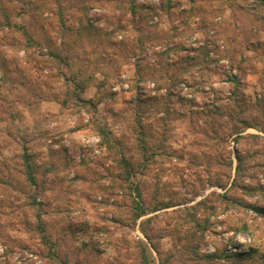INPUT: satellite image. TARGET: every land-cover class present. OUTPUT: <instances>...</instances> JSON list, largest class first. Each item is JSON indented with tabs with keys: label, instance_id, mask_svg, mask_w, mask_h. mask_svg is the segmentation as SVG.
I'll list each match as a JSON object with an SVG mask.
<instances>
[{
	"label": "rangeland",
	"instance_id": "obj_1",
	"mask_svg": "<svg viewBox=\"0 0 264 264\" xmlns=\"http://www.w3.org/2000/svg\"><path fill=\"white\" fill-rule=\"evenodd\" d=\"M213 1L194 48L157 1L0 0V264H264V1Z\"/></svg>",
	"mask_w": 264,
	"mask_h": 264
},
{
	"label": "crops",
	"instance_id": "obj_2",
	"mask_svg": "<svg viewBox=\"0 0 264 264\" xmlns=\"http://www.w3.org/2000/svg\"><path fill=\"white\" fill-rule=\"evenodd\" d=\"M147 1H148V2H146L147 4L152 3V0H147ZM170 1L172 2L171 3V12H170V10H167L164 14L163 11H159L160 9L158 10L159 13H161V15H159L160 21H158V23L156 24L159 27L158 30L168 32L170 28L178 29L181 32V34L179 33V36H181L180 40H185L186 37H190L189 40H187V42L190 43L189 45L193 46L194 48L197 47V44H198V41H199L200 35H201V28H200L201 19H206V21H208L209 18L211 16H213V11L217 10L216 9L217 6H215L213 4V2H214L213 0H212L211 4H208V2H210L208 0H206L204 2L202 0H170ZM138 3H140V2H138ZM137 5H139V4H137ZM150 5H152V4H150ZM223 5H226L228 7V9L230 10V12H233L234 9H237L239 11H243V10H246L249 8L248 10H251L253 7H255L256 0H226L225 4H223ZM175 12L177 13V15L178 14L179 15L185 14L187 16V18L190 17V18H193V20L192 19H191L192 21L188 20V24H187L186 22H184L182 20V18H179L175 21L173 20L174 21L173 26L171 24V26H169V28H166L165 22L167 20L168 21L170 20V18L167 16L170 14L173 15V13H175ZM215 16H216V18H215L214 22L218 26L221 25L224 27L223 22L225 21V25H226V18L224 21H222L223 18L221 16H219V15L217 16V14H214V17ZM165 18H167V19H165ZM184 27H185V31H187V30L189 31V35L182 32L183 30L181 28H184ZM223 27H221V28H223ZM221 31H224V30H221ZM234 37H236V38H234ZM231 38L233 39V41L237 42V43H233V44H236V46H239L240 41H243V39L240 38V35L232 36ZM218 39L222 43L228 44L227 39H229V38L219 35ZM184 47H186V46H184ZM189 54L194 56V53L192 51H190ZM168 57H171V55L167 56V59H169ZM177 57L178 58L181 57V54H177ZM245 59H246V57L244 56L243 60H245ZM125 68L127 71H125ZM136 72H137V68H136L135 63L132 62V63L125 64V66H123V70L120 72V75H119L120 78L118 80L120 82H126V84H128V86H129V82H135V80H137L138 77L136 75ZM117 83L114 86H116ZM97 92H98V89L95 90L93 95H89L88 97L90 99H94L97 95ZM112 92H113V95L115 98H117V99L119 98V100L129 101L131 94H132V89L129 86L128 89L122 90L121 93L115 92V91H112ZM97 105L101 106V105H104V103L99 102V103H97ZM51 106H52V104L44 103V101H43L39 105V110H40V112L51 113V114L59 113V110H62V104L61 103H59V106L55 107L54 109H49ZM32 112L33 111L30 109L28 112V115H29V118L31 119V124L33 125V129H34L33 132H36L38 135L39 134L38 133L39 132V130H38V123L39 122L37 121V118L35 117V115ZM62 118L65 119L64 117H62ZM54 123H56V122L49 123V125L52 124V126H50V127L53 128ZM57 131L61 132L60 129H57ZM81 132H84V134H85L87 131L74 132L73 135L75 137H79L81 135ZM47 134L52 135V136L55 135L54 138H56V132L55 131H53V132L50 131ZM47 134H46V136H48ZM57 135H59V133H57ZM60 137H61V135H60Z\"/></svg>",
	"mask_w": 264,
	"mask_h": 264
},
{
	"label": "trees",
	"instance_id": "obj_3",
	"mask_svg": "<svg viewBox=\"0 0 264 264\" xmlns=\"http://www.w3.org/2000/svg\"><path fill=\"white\" fill-rule=\"evenodd\" d=\"M257 2H262L264 0H256ZM171 1L170 0H159V4L157 5V8L159 11H167V10H171ZM264 6V5H263ZM129 11L134 15L136 16V14L138 13V11H140V9H138L137 7L135 6H130V9ZM159 11H157V13H152V15L149 16V20H150V23L153 24V20L154 18L159 17ZM161 15V13H160ZM155 25V24H154ZM255 138H257V136H254ZM235 138H237V140H240V139H244V136L243 134H238ZM245 155L244 154H240V153H237V161H238V165H237V168H236V181L239 179V175L241 174V171L244 169V163H245ZM233 164V161L232 159L229 157L228 158V169L230 171V175H231V169H232V165ZM234 184V183H233ZM241 188H244V187H251V186H243V185H239ZM230 188V186H229ZM228 188V189H229ZM264 188V186L262 187ZM226 188V190H228ZM251 189V188H250ZM223 200H226L228 201L229 200V195H225L223 197ZM243 209H249V208H252L254 212L258 213L260 216H263L264 217V208H259L258 206H254L252 204H248V203H245L242 207ZM243 215V214H242ZM141 216H139L140 218ZM255 229H257V223L256 221L254 220L251 224L247 223L245 220L242 219V222L239 223V226L237 227V231H241V232H246V233H249V234H253L255 232ZM241 258H247L248 255H244V256H239ZM245 260H248V259H245Z\"/></svg>",
	"mask_w": 264,
	"mask_h": 264
},
{
	"label": "built area",
	"instance_id": "obj_4",
	"mask_svg": "<svg viewBox=\"0 0 264 264\" xmlns=\"http://www.w3.org/2000/svg\"><path fill=\"white\" fill-rule=\"evenodd\" d=\"M153 1H157V2H159L158 0H152V3H153ZM94 12H95V14H96V13H99L100 10L96 9ZM153 22H158V19L155 18ZM211 55H213V53H211ZM220 62L223 63L224 61L222 60V61H220ZM128 87H129L128 84L121 82L120 84H118V85H116L115 87H113V91H115V92H119V91H122V90H126V89H128ZM154 87H155V84H154V83L150 85V88H151V89H153ZM181 90H182V95H183V96H186L185 93L188 91V85L185 84V83L181 84ZM186 97H188V98H190V99H193V98H194V94H191V93H190V94L187 95ZM37 263L40 264V261H36V264H37Z\"/></svg>",
	"mask_w": 264,
	"mask_h": 264
}]
</instances>
